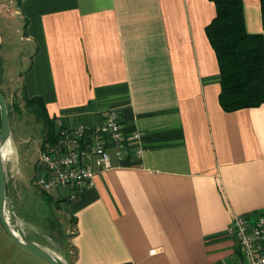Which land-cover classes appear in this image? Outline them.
<instances>
[{
  "label": "crops",
  "instance_id": "0c3cea01",
  "mask_svg": "<svg viewBox=\"0 0 264 264\" xmlns=\"http://www.w3.org/2000/svg\"><path fill=\"white\" fill-rule=\"evenodd\" d=\"M244 13L264 33L260 0ZM215 16L213 0H0L3 94L41 98L55 134L111 110L123 124L95 187L56 195L75 219L67 264L245 262L229 229L236 215L264 216V102L222 106ZM0 264L48 263L0 233Z\"/></svg>",
  "mask_w": 264,
  "mask_h": 264
},
{
  "label": "built area",
  "instance_id": "2783aa9c",
  "mask_svg": "<svg viewBox=\"0 0 264 264\" xmlns=\"http://www.w3.org/2000/svg\"><path fill=\"white\" fill-rule=\"evenodd\" d=\"M55 138V141L42 142L40 146L34 182L48 193L71 187L69 198L75 199L84 189L95 187L94 165L99 172L112 167L107 147L114 143L120 152L124 130L117 111L111 110L102 123L91 127L60 126ZM134 138L139 139L140 133L136 132ZM229 230L245 257L243 264H264L263 215L255 222L247 216L236 215Z\"/></svg>",
  "mask_w": 264,
  "mask_h": 264
},
{
  "label": "rangeland",
  "instance_id": "374dc122",
  "mask_svg": "<svg viewBox=\"0 0 264 264\" xmlns=\"http://www.w3.org/2000/svg\"><path fill=\"white\" fill-rule=\"evenodd\" d=\"M19 30L20 37L24 32L22 24L19 25ZM17 47L23 52L28 45L22 46L19 43ZM4 93L6 102L12 109L10 124L13 135V153L7 164V197L11 202L16 203L15 213L18 222L25 233H28V237L67 261L74 256L70 237L74 231L75 219L69 204L60 202L56 197L60 194L67 197L66 190L65 188L53 190L52 194L55 196L52 195L50 199L33 180L36 173L35 161L43 142L42 122L34 113L29 112L22 87L16 86L12 90H5ZM15 103L18 105L17 111ZM12 166H15V171H12ZM7 209L9 212L10 205ZM10 221L13 223L12 219ZM0 233H6L2 224Z\"/></svg>",
  "mask_w": 264,
  "mask_h": 264
},
{
  "label": "trees",
  "instance_id": "16d2710c",
  "mask_svg": "<svg viewBox=\"0 0 264 264\" xmlns=\"http://www.w3.org/2000/svg\"><path fill=\"white\" fill-rule=\"evenodd\" d=\"M213 1L216 16L206 31L220 67V102L226 110L257 106L264 102V33L247 30L244 0ZM260 2L264 29V0ZM24 97L29 112L42 122L43 143L55 141V124L48 117L44 101L25 94ZM7 105L10 117L12 109ZM14 106L17 111L18 105ZM42 192L51 199L50 193Z\"/></svg>",
  "mask_w": 264,
  "mask_h": 264
},
{
  "label": "water",
  "instance_id": "95a60500",
  "mask_svg": "<svg viewBox=\"0 0 264 264\" xmlns=\"http://www.w3.org/2000/svg\"><path fill=\"white\" fill-rule=\"evenodd\" d=\"M0 115H1V129H0V153H2L3 145L8 139L12 140V128L10 124V117L8 105L5 96L0 89ZM6 163L5 160L0 159V222L10 239L26 251L38 256L48 264H67V261L60 256L54 254L50 250L44 248L38 243L30 239L21 225L18 222V217L15 213V204L7 197L6 187ZM11 209L8 212L7 206ZM10 219L13 220L11 223Z\"/></svg>",
  "mask_w": 264,
  "mask_h": 264
},
{
  "label": "bare ground",
  "instance_id": "6f19581e",
  "mask_svg": "<svg viewBox=\"0 0 264 264\" xmlns=\"http://www.w3.org/2000/svg\"><path fill=\"white\" fill-rule=\"evenodd\" d=\"M10 140V143H12V140L11 139H8L7 141H9ZM6 141V142H7ZM5 142V144L3 145V150H2V153H4V154H6L7 153V150H8V146H9V144L10 143H6Z\"/></svg>",
  "mask_w": 264,
  "mask_h": 264
},
{
  "label": "clouds",
  "instance_id": "9594fccd",
  "mask_svg": "<svg viewBox=\"0 0 264 264\" xmlns=\"http://www.w3.org/2000/svg\"><path fill=\"white\" fill-rule=\"evenodd\" d=\"M6 143H10V140L7 141ZM7 158H8V155H6V154H4V153H0V159H2V160H7Z\"/></svg>",
  "mask_w": 264,
  "mask_h": 264
}]
</instances>
